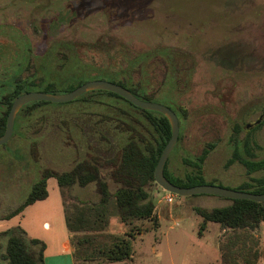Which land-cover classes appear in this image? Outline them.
Segmentation results:
<instances>
[{
    "label": "rangeland",
    "instance_id": "obj_1",
    "mask_svg": "<svg viewBox=\"0 0 264 264\" xmlns=\"http://www.w3.org/2000/svg\"><path fill=\"white\" fill-rule=\"evenodd\" d=\"M87 44L93 48L87 50ZM155 49L169 50L173 67H167L165 54H156L131 75L135 80L146 75V92L154 96L149 101L168 106L177 116V141L165 162L168 177L196 173L183 159L194 160L211 145L201 164L203 184L252 193L241 183L264 169L256 166L247 175L240 161H228L236 148L245 157L246 144L257 160L264 157V0H0V100L17 79L66 78L80 67L90 68L76 74L79 79L108 80L97 71L120 75L138 55L146 59ZM170 76L171 86L166 84ZM3 110L0 101V114ZM129 126L153 144L158 139L145 113L107 93L22 106L10 139L0 144V231L18 225L44 240L48 251L59 250L67 231L54 178H49L44 200L6 215L23 202L44 168L62 172L78 161L116 154ZM100 170L113 190L107 169ZM150 189L158 225L133 222L139 232L128 237L130 257L77 259L74 264H219L222 231L207 223L199 234L202 219L194 209L231 201L171 193L172 202L166 203L168 192L156 183ZM72 192L81 201L98 199L94 183L75 185ZM110 205L108 232L125 237L132 225L123 224L114 202ZM255 234L264 245V222ZM4 247L0 236V261Z\"/></svg>",
    "mask_w": 264,
    "mask_h": 264
},
{
    "label": "trees",
    "instance_id": "obj_2",
    "mask_svg": "<svg viewBox=\"0 0 264 264\" xmlns=\"http://www.w3.org/2000/svg\"><path fill=\"white\" fill-rule=\"evenodd\" d=\"M86 48L91 50L93 46L87 44ZM156 54H165L167 67H173L172 53L169 50L155 49L144 55L146 59L142 55H138L136 62L127 65L128 67L124 68L120 75H117L116 72L109 73L103 70L97 72L107 76L108 81L126 87L140 99L149 101V97L154 96L146 92L150 85L148 77L139 74L135 80L131 71L133 68L139 70L143 60L148 65L150 59ZM89 68L80 67L79 70L67 75L66 78L61 76H55L48 80L43 78L38 83L31 80L15 81L12 90L2 95L0 100L4 106L0 115V135L5 131L6 117L15 97L38 87L44 92H69L87 81L79 79L76 74L89 72ZM172 83L173 78L170 76L166 84L171 86ZM90 92L107 93L123 99L109 91L93 90L87 93ZM44 103L50 102L34 101L25 104L24 107H33ZM138 109L147 115L148 121L158 135L155 144L148 141L135 128L129 126L131 131L128 138L116 154L102 157L101 160L98 157H91L87 160L78 161L69 170L62 172L44 168L38 179L31 185L23 202L7 214L6 218L18 214L29 204L44 200L48 196L47 180L54 178L62 201L64 221L69 234L74 261L77 259L87 261L95 257H104L108 261L114 262L130 257L132 252L128 237L131 238L135 231L139 232L133 222L150 220L154 228L158 225L154 214L155 202L151 196L150 187L155 184L153 179L154 167L170 137L169 123L162 114L155 112L158 116L154 117L151 115L154 111ZM209 147L211 145L204 147L194 160L183 159L184 162L197 168L196 173L188 174L184 178L170 179L164 165L166 178L173 184L182 187L203 184L200 169L208 154ZM236 160L246 167L247 175L256 166L259 169H264V157L257 160L255 153L248 144L245 145V157L241 156L238 148H236L233 150L228 163ZM102 167L107 169V174L115 184L113 190L109 189L108 182L101 174L100 169ZM89 183L96 185L98 199L81 201L72 192L73 187L75 185L85 186ZM241 187L242 190H250L252 193H264V174L259 177L249 175L248 180L241 183ZM229 200L231 203L226 206L210 209L197 207L194 209L202 219L198 233H202L201 230L206 228L207 223H215L219 226L222 231L218 242L219 264H256L260 259L264 263V245L261 246L260 239L255 234L260 223L264 222V202L246 199ZM112 201L120 221L125 225H132L131 231L125 237L108 232ZM0 236L5 239L4 254H2L0 264H44V242L37 238L28 237L20 226H12L0 231Z\"/></svg>",
    "mask_w": 264,
    "mask_h": 264
},
{
    "label": "water",
    "instance_id": "obj_3",
    "mask_svg": "<svg viewBox=\"0 0 264 264\" xmlns=\"http://www.w3.org/2000/svg\"><path fill=\"white\" fill-rule=\"evenodd\" d=\"M93 90L109 91L122 97L130 104L147 111L162 114L170 126V137L162 149L153 171L154 182L164 191L179 196L194 194L216 195L227 199H246L255 202H264V193H251L240 190L209 184H196L188 187L177 186L169 181L164 175V165L167 157L175 145L179 133L178 119L176 114L168 106L153 101L143 100L134 95L126 87L103 79H92L78 85L73 90L63 93H51L40 90L26 91L19 94L13 100L8 111L5 123V131L0 135V144L6 143L13 132L14 119L19 109L27 103L34 101H47L52 103H64L72 101L79 96Z\"/></svg>",
    "mask_w": 264,
    "mask_h": 264
},
{
    "label": "crops",
    "instance_id": "obj_4",
    "mask_svg": "<svg viewBox=\"0 0 264 264\" xmlns=\"http://www.w3.org/2000/svg\"><path fill=\"white\" fill-rule=\"evenodd\" d=\"M48 181L49 178L47 180V190H48ZM64 225H65V230L67 231L65 221H64ZM26 234L28 235L27 232ZM28 236L30 237V235ZM43 242L45 244V249L43 251L44 264H74V258L72 256V247L70 245L68 231H67L66 239L60 242L59 250L48 251L46 242L44 240Z\"/></svg>",
    "mask_w": 264,
    "mask_h": 264
},
{
    "label": "built area",
    "instance_id": "obj_5",
    "mask_svg": "<svg viewBox=\"0 0 264 264\" xmlns=\"http://www.w3.org/2000/svg\"><path fill=\"white\" fill-rule=\"evenodd\" d=\"M163 198L166 203H170L172 202L173 196L171 193H167Z\"/></svg>",
    "mask_w": 264,
    "mask_h": 264
},
{
    "label": "flooded vegetation",
    "instance_id": "obj_6",
    "mask_svg": "<svg viewBox=\"0 0 264 264\" xmlns=\"http://www.w3.org/2000/svg\"><path fill=\"white\" fill-rule=\"evenodd\" d=\"M17 80H19V79H17ZM17 80H16V81H17ZM14 82H15V81H14ZM13 86H14V84H13ZM2 105H3V104H2ZM0 115H1V114H0Z\"/></svg>",
    "mask_w": 264,
    "mask_h": 264
}]
</instances>
